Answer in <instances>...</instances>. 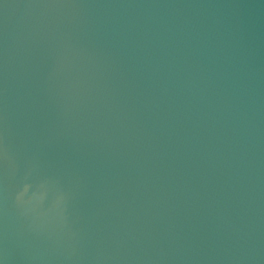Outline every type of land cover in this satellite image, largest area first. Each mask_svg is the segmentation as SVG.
Wrapping results in <instances>:
<instances>
[{"label":"water","instance_id":"1","mask_svg":"<svg viewBox=\"0 0 264 264\" xmlns=\"http://www.w3.org/2000/svg\"><path fill=\"white\" fill-rule=\"evenodd\" d=\"M0 264H264V0H0Z\"/></svg>","mask_w":264,"mask_h":264}]
</instances>
